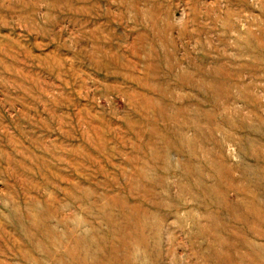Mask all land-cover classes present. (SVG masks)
I'll return each mask as SVG.
<instances>
[{"label":"rangeland","instance_id":"374dc122","mask_svg":"<svg viewBox=\"0 0 264 264\" xmlns=\"http://www.w3.org/2000/svg\"><path fill=\"white\" fill-rule=\"evenodd\" d=\"M0 264H264V0H0Z\"/></svg>","mask_w":264,"mask_h":264}]
</instances>
